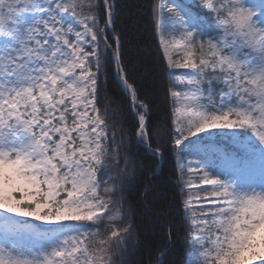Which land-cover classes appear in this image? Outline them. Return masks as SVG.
Here are the masks:
<instances>
[{"label":"snow or ice","instance_id":"1","mask_svg":"<svg viewBox=\"0 0 264 264\" xmlns=\"http://www.w3.org/2000/svg\"><path fill=\"white\" fill-rule=\"evenodd\" d=\"M114 9L0 0V264H128L135 231L117 193L134 162L97 106L102 57L130 96L137 144L164 153L124 71ZM153 25L173 81L187 264H264V0H158Z\"/></svg>","mask_w":264,"mask_h":264},{"label":"trees","instance_id":"2","mask_svg":"<svg viewBox=\"0 0 264 264\" xmlns=\"http://www.w3.org/2000/svg\"><path fill=\"white\" fill-rule=\"evenodd\" d=\"M101 4L103 0H100ZM158 0H115V35L121 41V60L130 83L137 90L139 100L149 106L148 134L152 148H160L163 158L152 156L137 144L139 127L130 96L119 82L114 58L102 57L97 106L103 113L112 110L109 124L118 134H126L129 147H122L134 162V171L121 178L118 195L124 198L135 235L128 243L135 247L128 256V264H155L158 254L170 243L164 256L165 264H184L189 246L183 209L185 193L181 191V178L177 167L176 150L169 143L172 132L173 102L168 89L173 85L162 55L158 35L153 25V5ZM102 13L101 24L106 17ZM108 44L115 50L112 28L108 29ZM119 140V136H118ZM121 163L123 161L121 160ZM171 229V239L167 235Z\"/></svg>","mask_w":264,"mask_h":264},{"label":"rangeland","instance_id":"3","mask_svg":"<svg viewBox=\"0 0 264 264\" xmlns=\"http://www.w3.org/2000/svg\"><path fill=\"white\" fill-rule=\"evenodd\" d=\"M101 26H103V24H101ZM156 33H157V31H156ZM158 35V34H157ZM158 43L160 44V40H159V36H158ZM104 47V44H103V41H101V48H103ZM160 47H161V44H160ZM161 51H162V55H163V50H162V47H161ZM166 60V59H165ZM167 64V63H166ZM93 70H95V69H93ZM178 71H180V70H178ZM178 91H180L181 89H177ZM172 100V99H171ZM172 110H173V106H172ZM214 131H227V130H214ZM217 142L219 143V144H222V145H224V146H228V147H230V142L227 140V138L226 137H217ZM193 166H196V165H193ZM177 167H178V157H177ZM180 174V173H179ZM180 178H181V176H180ZM185 179H187V177L185 176ZM110 183H113V182H110ZM195 183L197 184V185H199L200 184V181L199 180H196L195 181ZM185 187V185H184V183H183V181L181 180V189L182 188H184ZM204 187H207V186H204ZM185 193V196H184V199H183V201L187 198V193L186 192H184ZM182 212L184 213V209H182ZM184 216H185V213H184ZM188 221V220H187ZM36 223H40L39 221H36ZM188 223H189V221H188ZM103 230V229H102ZM187 260H188V255H187V259H186V261H185V263L184 264H187Z\"/></svg>","mask_w":264,"mask_h":264},{"label":"water","instance_id":"4","mask_svg":"<svg viewBox=\"0 0 264 264\" xmlns=\"http://www.w3.org/2000/svg\"><path fill=\"white\" fill-rule=\"evenodd\" d=\"M119 79V78H118Z\"/></svg>","mask_w":264,"mask_h":264}]
</instances>
